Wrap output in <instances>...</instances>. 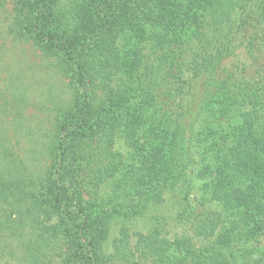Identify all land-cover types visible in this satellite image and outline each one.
<instances>
[{
	"label": "trees",
	"instance_id": "trees-1",
	"mask_svg": "<svg viewBox=\"0 0 264 264\" xmlns=\"http://www.w3.org/2000/svg\"><path fill=\"white\" fill-rule=\"evenodd\" d=\"M18 1L16 31L45 57L58 56L73 87L44 170L25 177L29 169L0 161V232L14 231L9 239L25 243L24 259L166 264L149 236L136 233L132 244L126 226L106 254L117 214L106 208L125 192L162 204L169 184L186 183L189 111L176 114L173 105L185 83L193 91L200 81L205 124L193 133L194 149L207 144L217 154L211 199L221 210L206 213L196 230L203 247L194 246L193 235L166 243L189 251L192 262L181 264H230L235 250L253 255L242 247L264 234V0H78L62 31L48 21L57 0ZM182 33L195 44L187 46ZM120 131L129 164L115 148ZM245 264H264V255Z\"/></svg>",
	"mask_w": 264,
	"mask_h": 264
},
{
	"label": "rangeland",
	"instance_id": "rangeland-1",
	"mask_svg": "<svg viewBox=\"0 0 264 264\" xmlns=\"http://www.w3.org/2000/svg\"><path fill=\"white\" fill-rule=\"evenodd\" d=\"M77 1L57 0V5L49 13L48 19L54 28L60 31L65 28L66 18ZM18 3V0H0V161L19 171L29 169L21 175L27 177L31 175L30 171L41 167L43 171L48 164L47 145L51 141V135L58 131L56 120L65 115L62 110L70 105L73 87L68 77L61 73L58 56L45 57L16 31L15 9ZM182 38L186 44L190 42L187 46L195 44L185 33H182ZM183 74V80L188 82L191 73L185 70ZM200 85H203L202 81L198 89ZM183 86L186 88L183 92L186 93L182 96L176 94L178 96L173 109L176 114L183 110L189 111L186 121H182L187 130L185 142L182 144L184 154L189 155L185 165L187 181L173 186L169 184L165 191L159 186L156 190L164 191L165 201L162 204L149 200L145 193L140 198L126 192L121 195L117 204H110L106 211L110 212L115 208L112 212L117 214L111 222L109 237L104 245L106 254L113 250V241L119 236L122 226L128 227L134 234L132 244L138 239L136 233L149 236L156 244L154 251L166 264H181L179 260L191 257L186 248L170 249L166 241L172 242L193 235L197 249L206 244L202 238L196 239L195 234L206 213L221 210L220 205L211 199L217 182L215 170L218 159L217 154L207 144L198 153L194 149L198 136L193 137V133H198L205 124L204 116L199 112L200 93L204 89H199L198 92V89L192 91L188 83ZM235 122L240 123L241 120L236 119ZM230 125L231 123L223 127L224 134L229 133ZM122 134L120 131L115 148L123 154L126 164H129L131 156ZM233 142L234 138L231 137L227 145L230 146ZM207 168L212 170L203 177L201 173ZM111 189V186L106 187V190ZM128 214L132 218H127ZM23 231H31L28 223ZM13 232H0V264H31L30 260L24 259L27 255L25 243L9 239L8 234ZM244 246L242 248L248 249L253 255L247 256L244 255L245 252L235 250L237 260L230 264H245L249 256L257 258L264 255V234ZM51 249L52 246L46 247L49 256ZM167 249L169 251L166 253ZM189 261L192 262V258Z\"/></svg>",
	"mask_w": 264,
	"mask_h": 264
}]
</instances>
